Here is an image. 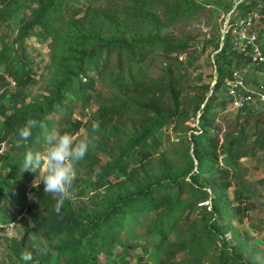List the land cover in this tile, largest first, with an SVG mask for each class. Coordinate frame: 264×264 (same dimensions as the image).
<instances>
[{
    "label": "rangeland",
    "instance_id": "374dc122",
    "mask_svg": "<svg viewBox=\"0 0 264 264\" xmlns=\"http://www.w3.org/2000/svg\"><path fill=\"white\" fill-rule=\"evenodd\" d=\"M257 1L160 0L155 4L138 5L135 0H63L60 14L49 19L47 29L35 26L32 35L23 42L19 40L16 43L19 29L33 22V12L37 5L33 0H9L7 6H11L12 13L6 26L0 24V53H8L11 47L15 50L14 55L27 59L35 77V82L24 92V104H18L15 108L20 112L24 107L31 111L51 112L47 115L49 128L45 125L37 144L27 145L22 142L23 146L17 147L18 134L2 144L0 188L1 181L8 175L11 166L22 163L19 159H23L26 150H43V136L47 130L56 127L61 131L68 127L72 112L80 122L91 121L89 128H81L73 136L75 141L83 138L89 141L88 153L76 165L75 194L71 199L73 205L105 211L107 200L132 194L135 191L133 184H129L118 172L107 178L103 173L121 156L131 137L152 125L156 117L114 116L104 122L95 119L105 106L139 99V93L130 84L133 78L140 77L164 87L173 74L181 89L179 100L166 98L159 107L164 113L179 107L181 116H176L158 130L157 135L161 138L162 145L146 166L139 167L140 179L161 176L163 169L169 165L175 176H183L189 170L192 173L198 172V161L194 159L192 163L187 158V153L189 148L190 154L193 152V135L202 133L203 127L207 125L209 134L218 140V161L213 169H222L223 181H229L231 186L223 190L216 188L214 191L209 183H205L201 188L203 192L209 193V197L205 198L199 193H195L199 197L192 195L191 189L186 185L189 191L185 200H189V205L169 220L173 225L165 230V236H162L157 225L161 211L144 209L130 213L125 218L122 241L116 245L113 259L119 264H215L226 243L229 247L248 249L241 255L246 264H264V148L257 142L258 132L264 137V107L260 106L256 112L249 113L237 111L228 101L225 102L224 82L219 90L213 91L215 73L212 63L213 58L217 63V57L221 53L218 51L224 17L238 4V12L242 14L254 7ZM86 11H94L97 19L91 16L85 18ZM67 21H83L86 26L92 25L86 31L93 33L98 29L105 38L119 37L127 42L138 43L137 48L142 49L143 58L119 63L114 56L101 73L88 72L87 75L94 79L95 86L87 103L81 95L74 99L70 96L59 99L60 85L70 74L61 70L59 65L66 33L71 31ZM261 39L264 42V33ZM168 42L185 44L184 51L180 54L168 53ZM100 49L95 42L84 44L78 48L75 57L80 58L83 53L89 54ZM234 57L233 61L237 65L242 64L240 57L236 54ZM76 63L77 59L70 58L67 61L71 66ZM250 66L247 65V78L257 84L259 80L254 82L252 77L256 71H251ZM217 68L219 75V63ZM230 70L228 65L223 66V71L228 75ZM83 80L85 82L86 78ZM8 81L13 80L7 76V82L0 84V93L6 88L12 91L15 83L11 82L9 85ZM209 98L215 106V112L206 115L205 122L201 114ZM8 99L9 95L6 101ZM8 105L13 107V104ZM8 107L7 113H10ZM152 108L156 109L155 106ZM2 121L0 116V124ZM239 137L247 155L237 158L232 142ZM26 145L27 148L24 149ZM25 172L29 173L25 184L29 189L37 188L34 187L37 173L30 170ZM186 181H190L189 175ZM168 184L169 189L171 187L177 191V185L173 186L170 182ZM38 189L44 191L42 182ZM235 191L248 196L246 201L249 211L244 222L240 223L236 217L231 224L215 226V203L221 195L228 201L234 200ZM238 205L239 202L235 201L234 206ZM3 207L0 202V217H10L16 212L11 207L6 210ZM229 213L228 211L227 214ZM20 222L12 233L13 238L10 236L0 241V264H18L20 258L16 253L17 243L30 250L27 243L35 241V234L28 220L22 225ZM207 233H210V238L214 241L205 240L204 254L198 255L190 250L179 251L185 247L184 240L193 235L205 236ZM101 261L103 264L106 260L102 258Z\"/></svg>",
    "mask_w": 264,
    "mask_h": 264
},
{
    "label": "trees",
    "instance_id": "16d2710c",
    "mask_svg": "<svg viewBox=\"0 0 264 264\" xmlns=\"http://www.w3.org/2000/svg\"><path fill=\"white\" fill-rule=\"evenodd\" d=\"M8 1L0 0V24L5 26L8 24L12 13L11 6H7ZM33 1L37 5L33 12V22L29 26L19 29L15 40L16 43L19 40L23 42L26 37L32 35V29L35 26H40L44 30L47 29L49 19L54 15H59L63 7V0ZM135 1L138 5H142L143 3L155 4L160 0ZM166 1L164 0V2ZM88 16L95 20L97 19V14L94 11H86L85 18ZM68 23L71 31L66 33L59 65L61 70L70 74L60 85L59 99L68 96L74 99L81 95L87 103L90 92L93 91L95 86V81L88 77V72L101 73L111 63L114 56L117 57L119 63L124 60L133 61L134 59L141 60L143 58L142 49L137 48L138 43L127 42L119 37L105 38L98 29L93 33H89L86 28L93 26H86L83 21H67ZM91 42H95L101 49L89 54L83 53L80 58L75 57L79 47L84 44H91ZM184 48L185 44L167 43L168 53L177 52L180 54L184 51ZM8 50V53L6 51L0 53V84L7 82V76L15 84L12 91L6 88L0 93V116L3 118L0 124V148L5 141L18 134V129L23 127L29 120L35 119L49 128L47 115L51 112L31 111L27 107H24L20 112L15 108L18 104H24L26 97L24 92L35 82V77L33 68L29 65L27 59L24 56L17 57L14 55L15 50L11 47ZM104 55L105 57H103ZM234 56L235 53H233L228 40L217 57V63L220 64V73L213 87L214 92L219 90L222 82L229 76L223 71V66L228 65L230 69L237 65V62L233 61L235 59ZM70 58L77 59L78 63L75 66L67 64ZM83 78H86L85 82ZM11 82L8 81L7 84L10 85ZM130 84L139 93V99H131L121 103L114 102L107 107L105 106L95 120L109 121L114 116L139 117L147 115L156 117L152 125L131 137L126 148L122 150L121 156L113 165L106 168L103 173L107 178L114 172H118L129 184H133L135 191L125 197L107 200L105 211L102 209L88 210L80 208L73 205L71 200H65L60 211L57 212L56 201L58 197L54 198L38 188L32 187L29 189L25 184L29 173L22 171L20 164L11 166L8 175L1 181L0 202L4 205L3 210L11 207L16 212L10 217H0V220H13L16 215L25 211V217L20 222V225L28 220V223L31 224V230L35 234V241L27 243V248H30V250L17 243L16 253L19 258L22 252L33 251L34 246L38 245L46 248L47 252L45 254H37L33 251L34 264H101L102 258L106 260L103 264H119L113 259V256L116 245L122 241L121 232L127 215L144 209L161 211L157 225L162 236H165V230L173 225L169 220L189 205V200H185V195L189 191L185 187L186 185L191 189L192 195L198 196L196 194L199 193L205 198L209 197L207 191L203 192L201 190L205 183H209L214 191L216 188L223 190L231 186L229 181H223L222 169H217L216 171L213 169V166L218 161V140H216L215 136L209 134L207 125L203 127L202 133L193 135V152L190 154L191 149L189 148L187 153V158L192 163L194 159L198 161V172L192 173V170H189L184 172L183 176H175L173 170L169 167L171 165L167 164L169 166L163 169L161 176H157L154 179H140L139 167L146 166L153 155L156 154V150L162 145V140L157 135L158 130L165 123L174 120L176 116H181L179 107L176 110L164 113L160 111L159 104L165 102L166 98L179 100L178 96L181 89L173 74L169 76L167 85L164 87L153 81H145L140 77L133 78ZM8 95L9 99L6 101ZM210 100L209 98L204 104L201 114L205 122V116L212 115L215 112V106ZM8 104H13V107ZM7 106L11 110L10 113H7ZM152 106H155L156 109H153ZM257 110L259 109H250L248 112H256ZM69 119L68 127L61 129V131L68 132L72 136L81 128H89L91 126V121L80 122L72 112ZM211 122L212 119L210 120ZM42 134L43 128L37 127L33 129L32 135L26 144H37ZM257 136L259 146L264 148V137L260 136L259 132ZM27 145L24 149L27 148ZM232 148L237 158L247 155V152L244 151L241 137L232 142ZM21 161L22 159H19V162ZM19 174L23 177L20 178ZM188 175L190 178L189 182L186 181ZM169 182L173 186L177 185L176 192L174 188L170 187L169 189ZM247 198V195L236 191L235 199L232 201H228L224 195H221L219 201L215 203V226L224 227L231 224L236 217H238L240 223L244 222L249 211ZM235 201L239 202L238 207L234 206ZM228 211L230 212L229 214H227ZM10 238H13V236ZM206 239L210 242L214 241L212 237L210 238V233L200 237L193 235L190 239L183 241L185 247L179 249V251L190 250L193 253L202 255L206 251ZM188 245H190L189 248ZM247 250L246 247H229L225 243V248L220 251L215 264H246L242 260L241 255ZM18 262V264H23L21 259Z\"/></svg>",
    "mask_w": 264,
    "mask_h": 264
},
{
    "label": "built area",
    "instance_id": "2783aa9c",
    "mask_svg": "<svg viewBox=\"0 0 264 264\" xmlns=\"http://www.w3.org/2000/svg\"><path fill=\"white\" fill-rule=\"evenodd\" d=\"M238 6L224 17L221 30L219 51L229 40L231 49L241 58L242 64L231 68L224 81L225 98L237 111H249L264 107V0H258L254 7L239 14ZM215 82L217 81V63L212 59ZM247 65H252L260 76L257 84L247 78ZM26 212L19 213L15 219L0 220V239L12 236Z\"/></svg>",
    "mask_w": 264,
    "mask_h": 264
},
{
    "label": "clouds",
    "instance_id": "9594fccd",
    "mask_svg": "<svg viewBox=\"0 0 264 264\" xmlns=\"http://www.w3.org/2000/svg\"><path fill=\"white\" fill-rule=\"evenodd\" d=\"M45 126L37 120H29L23 127L18 129L17 147L26 144L32 135L33 129ZM44 147L42 151L26 150L23 153L20 167L22 171L37 173L34 187L44 184L46 194L58 197L56 211L59 212L65 200L74 197V183L77 178L76 165L82 161L89 151L87 138L75 141L68 132H62L56 127L47 130L43 136ZM23 142V144H22ZM33 251L37 254H45L46 248L34 246ZM33 251H24L20 259L23 264H34Z\"/></svg>",
    "mask_w": 264,
    "mask_h": 264
},
{
    "label": "crops",
    "instance_id": "0c3cea01",
    "mask_svg": "<svg viewBox=\"0 0 264 264\" xmlns=\"http://www.w3.org/2000/svg\"><path fill=\"white\" fill-rule=\"evenodd\" d=\"M250 68H251V69H250L251 71H254V70H255V68H254L252 65L250 66ZM252 77L254 78V82H255L256 80H259V79H260V76H259L258 73H256V72L252 75ZM248 79H249V78H248ZM251 83H252V82H251Z\"/></svg>",
    "mask_w": 264,
    "mask_h": 264
}]
</instances>
